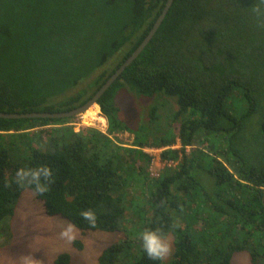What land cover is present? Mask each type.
<instances>
[{"label":"trees","instance_id":"obj_1","mask_svg":"<svg viewBox=\"0 0 264 264\" xmlns=\"http://www.w3.org/2000/svg\"><path fill=\"white\" fill-rule=\"evenodd\" d=\"M168 1L0 0V112L83 107L143 44ZM261 21L259 0H174L98 100L107 133L77 131L75 117L0 118V236H12L22 193L35 192L17 183V171L44 165L52 181L35 193L48 216L84 233L121 235L99 264H232L244 251L264 264ZM120 93L148 101L135 102L136 127L123 117ZM125 132L134 134L129 147L113 138ZM178 140L180 149H166ZM146 147L165 149L162 162L177 164L154 177ZM88 209L94 228L80 215ZM157 230L174 241L162 262L148 258L140 239ZM55 264H71L70 254Z\"/></svg>","mask_w":264,"mask_h":264},{"label":"rangeland","instance_id":"obj_2","mask_svg":"<svg viewBox=\"0 0 264 264\" xmlns=\"http://www.w3.org/2000/svg\"><path fill=\"white\" fill-rule=\"evenodd\" d=\"M117 101L123 109V117L130 122V126L136 127L141 123L137 122L141 110L135 106V102L139 106H147L148 101L137 99L127 93H120ZM91 109L96 110L97 114L101 110L99 107ZM78 119L79 117H75L73 122ZM113 138L129 147L134 141V134L125 132L114 135ZM49 150L50 146H47L45 151ZM163 164L159 159L153 163L154 177H157L156 175L164 168ZM9 223H11L12 236H0V264H55L58 256L63 253L70 254L71 264H99L98 259L104 249L118 241L121 236L102 231L84 233L75 226V240L67 241L61 237V232L70 223L69 220L61 216H48L44 211L43 203L31 189H26L22 193L15 207V215L10 218ZM3 228L7 230L9 224L3 222L1 229ZM168 239L173 249V238L168 237ZM76 242H81L83 248L79 249ZM232 264L254 263L250 254L244 251L234 255Z\"/></svg>","mask_w":264,"mask_h":264},{"label":"clouds","instance_id":"obj_3","mask_svg":"<svg viewBox=\"0 0 264 264\" xmlns=\"http://www.w3.org/2000/svg\"><path fill=\"white\" fill-rule=\"evenodd\" d=\"M260 3H264V0H259ZM257 13V16L260 17L262 15L261 13V9L259 7H255L254 9ZM261 26H264V21H261ZM98 105V104H97ZM94 107V106H93ZM100 108V106H99ZM99 116L102 117L103 119L106 120V125H108V120L107 118H105V116H103L101 110L99 111ZM84 116V115H83ZM79 119L78 121L73 122L74 127L76 128L77 131L80 130V128L82 126H86V127H92L95 128L99 131H101L100 129H98L97 127L93 126L90 124L91 121H84L85 125H80L82 120ZM109 128V125H108ZM108 131V129H107ZM103 132V133H107ZM173 146H179V148L176 149H180L181 148V143L178 140L177 143ZM167 148H171V147H167ZM166 148V149H167ZM157 149H162V148H157ZM164 151V150H163ZM163 153V152H162ZM162 158V156H161ZM163 161V160H162ZM43 181H47L48 183H51L52 181V170L50 167L48 166H40L38 169H19L16 173V181L18 184H20L21 186H25V185H29V186H34L35 192L37 194H43L44 192L47 191V185L42 183ZM81 217L87 221L89 223V225L91 227H96V214L93 210L88 209V210H84L80 213ZM76 228L75 225L69 223L67 225L66 228L63 229V231L61 232V237L66 239L69 242H72L75 240L76 238ZM140 239L143 242V249L146 252L148 258L150 260L153 261H164L166 260L168 257H170V255L172 254V244L170 242V240L168 238H166L162 233H160L158 230L157 231H144L141 236Z\"/></svg>","mask_w":264,"mask_h":264},{"label":"water","instance_id":"obj_4","mask_svg":"<svg viewBox=\"0 0 264 264\" xmlns=\"http://www.w3.org/2000/svg\"><path fill=\"white\" fill-rule=\"evenodd\" d=\"M174 0H169L166 8L164 9L162 15L158 19V21L155 22V26L148 35V37L145 39L143 44L135 51V53L130 57L126 63L105 83V85L97 92V94L89 100L83 107H78L76 109H73L68 112H28V113H5L0 112V118L3 119H34V118H48V119H67V118H74L83 116L87 111H89L93 106L98 104V100L100 97L111 87V85L115 82L116 79L119 78V76L122 74V72L128 67L134 59L137 58V56L143 51V49L148 45V43L153 38L155 32L160 27L161 21L164 20L168 10L170 9L172 3Z\"/></svg>","mask_w":264,"mask_h":264},{"label":"built area","instance_id":"obj_5","mask_svg":"<svg viewBox=\"0 0 264 264\" xmlns=\"http://www.w3.org/2000/svg\"><path fill=\"white\" fill-rule=\"evenodd\" d=\"M80 120H82V121L79 124V126L80 125H85V122H84L86 120L85 117L81 116ZM90 124L95 126V127H97L98 129H100L103 132H106L107 129H108V125H106V120L105 119H103V121H91ZM172 148L176 149V148H179V146H172ZM143 150L153 157V163H155V161H157V159L162 161L161 156H162L163 150H165V149H157V148H153V147H146ZM176 164L177 163H175L173 161H167V162H164L163 167H165L167 165L168 166H175ZM156 176L158 177L159 174H157Z\"/></svg>","mask_w":264,"mask_h":264},{"label":"bare ground","instance_id":"obj_6","mask_svg":"<svg viewBox=\"0 0 264 264\" xmlns=\"http://www.w3.org/2000/svg\"><path fill=\"white\" fill-rule=\"evenodd\" d=\"M97 105H95L93 108L94 109H98V107H96ZM84 117H85V119H86V122L87 121H103V118L102 117H100L98 114H97V112H96V110H89V111H87L86 112V114H84Z\"/></svg>","mask_w":264,"mask_h":264}]
</instances>
